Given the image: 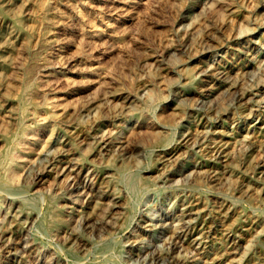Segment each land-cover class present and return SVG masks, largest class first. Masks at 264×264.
Masks as SVG:
<instances>
[{
	"label": "rangeland",
	"instance_id": "obj_1",
	"mask_svg": "<svg viewBox=\"0 0 264 264\" xmlns=\"http://www.w3.org/2000/svg\"><path fill=\"white\" fill-rule=\"evenodd\" d=\"M142 1L139 0V3L137 4L139 6H137V9L140 8L138 10V14H140V16L144 15V17L141 18V20L136 19L133 22H136V24H133V32H130L131 28H127L125 29V31L124 29L115 31L114 42L117 43L118 41L117 44L115 43V47L114 45H111L112 40L109 38L104 39L105 42L102 39L101 41L97 40V43L94 42L95 45H90V43L88 44L86 41H84V37L81 36L82 33L80 30L84 28V21H82V19H80V17L78 16L79 9L86 14L88 13V15L92 14L91 16L93 17L96 15L97 18H95L97 19L98 23H102L103 21L110 19L111 14L114 13L113 7L108 4L107 7V5L104 4L103 0H0V144L2 143L0 145V195H3L5 197L4 204L8 202L6 206L3 204L0 210V217H3L0 218V229L12 232V234L10 232L11 236L9 237V241H7L9 242L8 247L6 249L0 248V264H162V260H159L157 256H163L164 258L175 248L174 242H176V239H174V234L177 233L176 230H178L180 226L179 217L182 213L183 203L193 201L194 203H197V205L201 208L205 207L211 210V213H213V211L217 210V204H220L221 200L223 199L226 200L227 206L232 210V212H230L231 214H229V218L225 220L227 223L225 221L221 223L220 221L216 222L213 217L210 216L209 218V215H205L206 217L200 216L198 218L200 221L198 220L199 224L196 227L195 231H198V234L202 236V245L200 244L197 248H195V250H183V252L181 251V254H189L188 256L191 259L189 264H199L200 262V264H264V197H262L264 196V190H259V192H257L256 194L250 193L252 197L247 196L248 198L244 196H239L240 198H238L236 194L230 192L233 189L232 187L237 184L236 182H238L239 180L244 182L246 181V183L250 182L248 186L251 187V182L254 176L250 171L255 166H257L261 158H264V53H262L264 52V0H254V2L253 0ZM249 1H251L252 3H250ZM74 2L75 5L73 4ZM145 3L146 5H144ZM97 4L99 7L97 6ZM72 5H74V7ZM77 5L81 6L82 8ZM74 8H76L78 12ZM111 9H113L112 13L109 12L111 11ZM156 19H161L162 24L155 26L153 22ZM61 20L63 22L65 20V23H63ZM76 22H79V24H77ZM148 24H151V26H149ZM129 34H132L131 37ZM134 39L140 41L139 44H136L133 41ZM119 44L121 45V47H119ZM125 44L132 47L129 49L124 48ZM185 44L186 46H184ZM246 45H252L253 47L251 46V48L255 49L259 56L257 57V60L252 63V73L250 72L247 75V78L245 80L246 82H244L242 85L243 89L241 86L240 90L241 93L249 94L252 97V106H250L252 108L248 106L245 107V105L242 106L239 102L232 101L230 104H220V106L222 107H220L219 109L221 110L219 111L215 109V111V105L220 102L222 97V95L218 93L220 89L213 90L211 95L207 98L206 102L203 105L199 104L197 100H195V98L190 99L191 102L189 100L182 99L184 98L183 95L188 92L194 94L201 93L204 82L211 79L210 76L213 72L216 71L217 68H219V66H234L236 62L238 63V61L240 62L243 58H245L246 55L244 53V48ZM92 63L95 64V66L96 64H99L100 68L103 69L110 68L113 71L114 76H112V80H107L106 85H103L100 89H98V93L96 92L95 94L90 96H83V93L79 91L83 86L82 81L88 78L85 77V74L83 73L84 70L81 73L78 72V70L85 68V66L88 69L89 66H93ZM81 64L84 65L82 66ZM119 64H121L122 66H120ZM99 65L97 66L99 67ZM37 66L40 68H38ZM203 67L209 69L207 71L208 73H201L200 70L204 69ZM30 69H32L33 71H31ZM40 70L41 72H39ZM34 71L35 73L31 74ZM45 72L47 73L45 74ZM66 76L69 80L75 83V89H70L68 82H66ZM76 76V79L73 78ZM56 77H58L59 80ZM81 79L82 81L80 82ZM78 81L79 84H77ZM24 86L28 87L25 88ZM24 89L27 92L28 101L31 99V103L30 101L27 102L28 104L25 103L22 92ZM63 92L64 94H62ZM59 93L61 95H58ZM56 94L61 97L62 95H64V100H62L64 101V103L62 104V106H59V108H57L54 114H51L50 111H52L53 107L52 102H61L60 98ZM65 95L67 96L65 97ZM127 95L130 96L131 99L127 102V108L121 110L124 97ZM216 95H219L218 98ZM259 96L262 98H260ZM256 97L258 98L255 99ZM209 98L211 99L212 103L210 102ZM259 98L261 99V101H259ZM177 99L179 101H182L183 103L181 104V102H178ZM65 101H69V104ZM65 103H67L68 106ZM178 104H180L181 106ZM63 106H66L67 108ZM179 106L183 109L179 108ZM253 107H255V109ZM245 109H247L248 112ZM107 110L108 112L106 113ZM177 110L183 112L184 115L182 119H179L176 115V113H178ZM243 110L245 112H243ZM256 111L257 113H255ZM38 112L44 116L39 117L41 114H39ZM58 112L59 114L57 116ZM37 115L39 118H37ZM106 115H113V118H109L108 116L106 117ZM44 117L46 118L44 119ZM42 118L43 120H41ZM204 118H207L206 123ZM176 119L178 122L176 121ZM120 121L125 123H120ZM231 121L233 123H231ZM202 122L204 125V129L207 131L203 130ZM21 125L28 126L29 142H32L31 138L33 134H35L33 132H37L35 136L38 142L37 146L33 149V153L30 154L26 163L24 164L22 171H20L21 174L19 173L16 176L15 180H9L6 177L3 168L6 163L8 148L13 138L18 135V131L20 130ZM214 131H218L219 133H221L226 139L225 140L223 138V141L228 142V144L226 142V145L228 146H226V151L227 154H230L229 156H227V159H229L230 162L229 160L227 161L226 158H223L224 160L221 159V162L223 163L220 162V158H210L211 153H209L208 146L210 144L214 145L215 143L212 142H216L219 139L214 141L209 140L208 142L203 143L204 145L200 144L197 146L182 143V139L190 132L199 134L204 132L211 133ZM243 131H245L244 134ZM97 132H99V134ZM94 133H97L96 137ZM106 134L107 136H111V150H114L115 143L118 144L126 140L131 142L132 144L134 142L133 145L136 146V148L138 147L140 149V157L137 156L136 158H134V163H132V159L129 158L130 160L125 159L126 161L123 160L120 164V161L113 160V158L110 157L109 154L105 153L108 151H104L105 155L102 153L95 158L94 151L98 152L100 148L99 138ZM247 134L249 137L247 136ZM253 134H255V136ZM239 136L240 138L242 137L241 139L243 141L239 138ZM84 137L86 138L84 139ZM129 137H131V140ZM84 141L87 143H85ZM241 141L246 144H242ZM231 142H233V144ZM254 142H256L257 144H252ZM40 143H42V145ZM40 145L41 147L43 146L44 149H41V147H39ZM201 145L203 146L201 147ZM240 145L242 147H238ZM95 146H97L98 148ZM182 147L184 148V150ZM261 147L263 150L261 149ZM38 148L40 149L38 150ZM170 148H175L178 150V152L180 148V153L182 154L181 155L179 153V156H181L180 162L176 163L171 161V163L169 162V164L168 162L160 164L159 158L162 155V152L171 150ZM241 148L244 150L243 152ZM234 149L236 150L237 154L234 153ZM238 150L240 151V153ZM184 152L187 154H185ZM191 152L194 154L192 155ZM206 153L208 156L206 155ZM236 156H240L238 160H235ZM258 156L259 158H257ZM138 157L139 159L137 160ZM67 158H75V161L78 160L77 162L80 164L78 171L81 173H79L78 175L81 178L78 175H74L73 173H68L67 176L65 175V177L67 178L63 176L62 178L64 180H62V178H58L57 171L62 167L64 159L66 161ZM182 158L183 160H181ZM197 158L198 161L196 160V162L195 159ZM32 159L34 160V162H31L33 161ZM207 159H210L211 161H208ZM248 159L251 160L249 161ZM246 160L251 164H248ZM49 164H52L51 167H49L50 171L46 172ZM90 164L93 165L91 166ZM239 164L240 167H238ZM244 164L245 166H248L245 167ZM166 166H169L170 168H167ZM210 167L211 169L215 168V171L217 173L219 172L221 175H224L225 173L224 176L228 175L229 177H231H226L227 182L230 186L228 185L225 191H222L220 193L216 192L214 189L210 188V186L204 180H201V183L199 182L200 178L197 177L196 174L198 168L210 169ZM108 168L111 169V183L113 182L114 184H116V189L117 191L119 190L117 193L122 200L124 198L123 202L125 201L124 208L121 211L122 214L117 219V222L114 224V226L111 229H103L101 232H98V234L93 230L88 232V230L85 229L80 217L82 214L88 213L87 211H90V209V215L93 214V210L95 211L96 209V204L91 203L88 204L87 207H82L78 206V204H75L74 202H71L72 200H69V202H65V204L67 206H72L73 210L70 211V209H68L65 211L67 225L65 226L64 234L60 233V235L59 232L56 231V229H51L48 225V215L51 207L62 204V199H64V196L69 198H76L78 193L80 194V192L84 191L85 186L82 184H84V179L88 177L91 172L93 173V181L98 182L103 179V173ZM247 168L248 170L250 169L249 172L247 171ZM193 169H195L196 171H192ZM190 171H192V173ZM157 172L159 174H157ZM38 173H43L45 175L41 182L34 181ZM248 173L249 175L247 176ZM22 174H24V176L28 177L29 179L25 178ZM156 174L158 175V177ZM174 175L176 178L174 177ZM181 175H183L182 178ZM187 175L188 178L186 177ZM153 176H155L156 178ZM177 177L178 180L175 181ZM237 177H239L240 179H238ZM242 178L244 179L242 180ZM119 180L123 181L120 182ZM230 180H233L232 183L230 182ZM169 181L171 183H168ZM73 183H75L76 185H74ZM56 186L61 187V193L56 191ZM204 190L207 191L205 192ZM221 193L224 196H222ZM194 194L196 195L194 196ZM202 195H204L205 197ZM225 195H227L228 198ZM256 195H259V198ZM215 196H217L220 200ZM26 203H28V205ZM239 205L241 207H239ZM14 206L16 207L14 208ZM76 207L81 208L79 210ZM255 209H257V211ZM248 211L250 212V214H248ZM177 212L179 214H177ZM78 213H80V217H78ZM254 215L256 216V218ZM70 216L72 217L70 218ZM176 218L177 220H175ZM75 219L77 220L79 225H77ZM30 220L32 221V224ZM78 220L81 222H79ZM147 220L148 222L145 223V221ZM73 222H76L75 225H73ZM230 225H232L230 228L237 226L240 227V232L238 233H240L241 241L239 243V246L241 247L238 246L239 249L237 248V252L234 254L235 256H229V254H227L229 253L227 252L229 250V244L226 236H224V230L226 228H229ZM148 226L150 228H148ZM245 226L247 227L245 228ZM76 227H78V229H76ZM218 227L220 230L218 229ZM136 229L138 230L136 231ZM253 231L257 232L258 234L254 233ZM135 232L138 234H136ZM76 233L81 234L87 240L84 248H80L70 242L72 235ZM251 234H253V236H251ZM134 235L139 236L137 238ZM16 237H18L19 239H23V245L19 244V242H15L18 240L16 239ZM30 241H34L36 243V251L34 250L33 254H31L32 256H30L29 253H23L26 250L24 244ZM243 245L244 247H242ZM213 248L215 249L213 250ZM224 248H226V250ZM241 248L244 249L240 250ZM199 249H202L203 251ZM213 251L216 254H214ZM213 254L214 256H212ZM216 255H218L219 259ZM28 256L31 260L28 259ZM207 256L208 258L211 257V261L207 258ZM239 257H241L242 259H239ZM233 258H235V261L233 260Z\"/></svg>",
	"mask_w": 264,
	"mask_h": 264
},
{
	"label": "bare ground",
	"instance_id": "obj_2",
	"mask_svg": "<svg viewBox=\"0 0 264 264\" xmlns=\"http://www.w3.org/2000/svg\"><path fill=\"white\" fill-rule=\"evenodd\" d=\"M104 1V4H108V5H111L112 7H113V9H114V13H112L113 11V9H111V11H109V12H111L112 14H111V17H110V19H107L106 21H103L102 23H98L97 22V17H96V15L93 17V16H91V15H88V13L86 14L85 12H83V11H80V9H79V12L77 11V9L76 8H74V9H76V11L78 12V16L80 17V19H82V21H84V28H80L81 30V36H83L84 37V41H86L88 44L90 43V45H95V43L94 42H96L97 40H99V41H101L102 39L104 40V39H107V38H109V39H111L112 41V44L111 45H114L115 47H116V44L118 43V41H117V43L116 42H114V38H115V36H114V34H115V31H118V30H122V29H124V31H125V29H127V28H131V31L130 32H133L132 31V28L134 29V26H133V24H136V22L135 23H133L136 19H140L141 20V18H143L144 17V15L143 16H140V14H138V10L140 9L139 7V9H137V6H139V5H137L138 3H139V0H103ZM140 1H142V0H140ZM147 0H145V2H146ZM154 1V0H153ZM48 2V1H47ZM67 2V1H66ZM99 2V1H98ZM142 2H144V1H142ZM149 2V1H148ZM250 3H252L251 1H249ZM253 2H254V0H253ZM60 3V2H59ZM101 3V2H100ZM151 3V2H150ZM7 4V3H6ZM46 4V3H45ZM54 4V3H53ZM74 5H75V2L73 3ZM253 4H255V3H253ZM47 5V4H46ZM69 5V4H68ZM74 5H72L73 7H74ZM101 5V4H100ZM108 5H107V7H108ZM144 5H146V3L144 4ZM45 6V5H44ZM77 6H79V5H77ZM97 6H98V4H97ZM104 6V5H103ZM76 7V6H75ZM79 7H81V6H79ZM99 7V6H98ZM148 7V6H147ZM254 7V6H253ZM82 8V7H81ZM111 8V7H110ZM259 8V7H258ZM43 9V8H42ZM87 9V8H86ZM109 9V8H108ZM85 10V9H84ZM107 10V9H106ZM49 11V10H48ZM58 11V10H57ZM89 12V11H88ZM92 12V11H91ZM108 12V11H107ZM43 13V12H42ZM41 13V14H42ZM59 13V12H58ZM98 13H100V12H98ZM53 14V13H52ZM106 14V13H105ZM100 15V14H99ZM103 15V14H102ZM44 16V15H43ZM45 17V16H44ZM96 17V18H95ZM100 17H102V16H100ZM3 18V17H2ZM66 18H67V16H66ZM6 19V18H5ZM44 19H46V18H44ZM56 19V18H55ZM61 19V18H60ZM63 19H64V17H63ZM73 19V18H72ZM77 19H78V17H77ZM101 19H103V18H101ZM101 19H100V21H101ZM263 19H264V17H263ZM2 20V19H1ZM41 20V19H40ZM58 20V19H57ZM196 20V19H195ZM42 21H43V19H42ZM41 21V22H42ZM62 21V20H61ZM73 21V20H72ZM81 21V22H82ZM263 21V20H262ZM261 21V22H262ZM39 22V21H38ZM40 22V23H41ZM63 22V21H62ZM198 22V21H197ZM40 23H38V24H40ZM48 23V22H47ZM63 23H65V20H64V22ZM77 23V22H76ZM83 23V22H82ZM77 24H79V22L77 23ZM153 24H155V26L156 25H160V24H162V20L161 19H156L154 22H153ZM194 24V23H193ZM61 25V24H60ZM149 26H151V24H148ZM195 25V24H194ZM62 26V25H61ZM40 27V26H39ZM42 27V26H41ZM47 27V26H46ZM51 27V26H50ZM54 27V26H53ZM57 27V26H56ZM78 27H79V25H78ZM80 27H81V25H80ZM45 28V27H44ZM47 28H49V27H47ZM62 28V27H61ZM137 28V27H136ZM50 29V28H49ZM54 30V29H53ZM52 30V31H53ZM56 30V29H55ZM62 30V29H61ZM129 31V30H128ZM47 32V31H46ZM121 32V31H120ZM118 33V32H117ZM116 33V34H117ZM123 33V32H122ZM16 34H17V31H16ZM124 34V33H123ZM185 34V33H184ZM130 35V34H129ZM132 35V34H131ZM131 35H130V37H131ZM9 36V35H8ZM54 36V35H53ZM118 37V36H117ZM133 37V36H132ZM206 37V36H205ZM258 37H260V36H258ZM253 38V37H252ZM131 39V38H130ZM260 39V38H259ZM128 40H129V38H128ZM255 40V39H254ZM257 40V39H256ZM109 41V40H108ZM136 44L138 43L139 44V42L140 41H137L136 39H134L133 40ZM247 41H249V40H247ZM258 41V40H257ZM262 41V40H261ZM104 42H105V40H104ZM110 42V41H109ZM209 42V41H208ZM10 43V42H9ZM94 43V44H93ZM97 43V42H96ZM116 43V44H115ZM245 43V42H244ZM263 43V42H262ZM7 44V43H6ZM241 44V43H240ZM246 44V43H245ZM264 44V43H263ZM262 44V45H263ZM189 45V44H188ZM184 46H186V44L184 45ZM251 46L252 45H246L245 46V48H244V53H245V55H246V57L245 58H243L240 62L238 61V63L236 62V64L233 66H223V67H220L219 66V68H217L216 69V71L215 72H211L212 73V75L210 76V80H206L205 82H204V84H203V89H202V91H201V93H199V94H194V93H190V92H188V93H185V95H183L184 96V98H182L183 100H189L190 101V99H194L195 98V100H197V102L199 103V104H204L205 102H206V100H207V98L211 95V93H212V91L213 90H215V89H220V91L218 92V93H220L221 95H222V97H221V100H220V102L217 104V105H215V108H214V110L216 109V110H221V109H219L220 107H222V106H220V104H222V103H225V104H230L232 101H235V102H239L242 106L243 105H245V107H250V106H252L251 105V96L249 95V94H244V93H241V86L243 85V83L244 82H246L245 80H246V78H247V75L251 72V69H252V63L253 62H255V60H257V57H259L258 56V53H257V51H255V49H252L251 48ZM110 47V46H109ZM119 47H121V45L119 44ZM132 46H130V45H127V44H125V47L124 48H127V49H129V48H131ZM209 47V46H208ZM207 47V48H208ZM211 47V46H210ZM213 47V46H212ZM214 47H217V46H214ZM240 47V46H239ZM253 47V46H252ZM3 48V47H2ZM60 48V47H59ZM118 48V47H117ZM189 48V47H188ZM261 48V47H260ZM263 48H264V46H263ZM109 49H111V48H109ZM243 49V48H242ZM59 50V49H58ZM209 50V49H208ZM205 51V50H204ZM213 51V50H212ZM259 51H260V49H259ZM262 52V51H261ZM262 53H264V52H262ZM238 54V53H237ZM158 55V54H157ZM233 55V54H232ZM260 55V54H259ZM240 58V57H239ZM242 58V57H241ZM262 58H263V56H262ZM231 59V58H230ZM259 60V59H258ZM262 60V59H261ZM232 61H234V60H232ZM156 62H157V60H156ZM222 62V61H221ZM99 63V62H98ZM212 63V62H211ZM230 63V62H229ZM234 63V62H233ZM93 64V63H92ZM172 64V63H171ZM170 64V65H171ZM29 65V64H28ZM36 65V64H35ZM46 65V64H45ZM82 66L84 65V64H81ZM86 65V64H85ZM97 65H99V64H96V66H95V64H93V66H89L88 67V69H87V67L85 66V68H82V69H79L78 70V72H82L83 70V73L85 74V77H87L88 79H84L83 81H82V79L80 80V82L82 81V84H83V86H82V88L80 89V91L79 92H81V93H83V96H90V95H93V94H95L96 92L98 93V89H100L103 85H106V83H107V80L108 79H110V80H112L113 79V77L112 76H114V73H113V71L110 69V68H105V69H103V68H100V65H99V67L97 66ZM120 66H122L121 64H119ZM163 65V64H162ZM210 65V64H209ZM208 65V66H209ZM34 66V65H33ZM75 66V65H74ZM164 66V65H163ZM162 66V67H163ZM205 66V65H204ZM215 66V65H214ZM26 67V66H25ZM31 67V66H30ZM38 67V66H37ZM79 67V66H78ZM210 67V66H209ZM254 67H256V66H254ZM36 68V67H35ZM38 68H40V67H38ZM46 68V67H45ZM170 68V67H169ZM204 68V67H203ZM259 68V67H258ZM33 69V68H32ZM32 69H30L31 71H33ZM75 69V68H74ZM201 69V68H200ZM26 70V69H25ZM28 70V69H27ZM47 70V69H46ZM53 70V69H52ZM169 70V69H168ZM209 69L208 68H204V69H201L200 71H201V73L203 74V73H206L207 71H208ZM254 70V69H253ZM257 70V69H256ZM31 71H29V72H31ZM50 71H51V69H50ZM62 71V70H61ZM65 71V70H64ZM212 71V70H211ZM37 72V71H36ZM39 72H41V70L39 71ZM48 72V71H47ZM47 72H45V74L47 73ZM54 72V71H53ZM67 72V71H66ZM256 72V71H255ZM255 72H253V73H255ZM26 73V72H25ZM35 73V71L33 72V73H31V74H34ZM65 73V72H64ZM68 73V72H67ZM79 73V74H80ZM198 73V72H197ZM196 73V74H197ZM208 73V72H207ZM252 73V72H251ZM37 74V73H36ZM63 74V73H62ZM69 74V73H68ZM58 75V74H57ZM25 76V75H24ZM33 76V75H32ZM39 76V75H38ZM59 76V75H58ZM72 76V75H71ZM42 77V76H41ZM52 77V76H51ZM67 77V76H66ZM84 77V76H83ZM203 77V76H202ZM208 77V76H207ZM249 77V76H248ZM29 78V77H28ZM30 78H33V77H30ZM57 79H58V77H56ZM64 78V77H63ZM73 78H77V76L76 77H73ZM112 78V79H111ZM249 78H251V77H249ZM264 78V77H263ZM41 79V78H40ZM45 79V78H44ZM61 79V78H60ZM66 79H67V81H66ZM65 79V81L66 82H68V85H69V87H70V89H75V83L74 82H72L71 80H69L68 79V77ZM252 79V78H251ZM29 80V79H28ZM49 80V79H48ZM54 80V79H53ZM59 80V79H58ZM63 80V79H62ZM262 80V79H261ZM24 81H26V80H24ZM51 81H52V78H51ZM57 81V80H56ZM61 81V80H60ZM75 81V80H74ZM42 82H44V81H42ZM58 82V81H57ZM57 82H56V84H57ZM62 82V81H61ZM65 82V83H66ZM76 82V81H75ZM248 82V81H247ZM264 82V81H263ZM21 83V82H20ZM19 83V84H20ZM54 83V82H53ZM32 84H33V82H32ZM77 84H79V81H78V83ZM201 84V83H200ZM246 84V83H245ZM264 84V83H263ZM29 85V84H28ZM65 85H67V84H65ZM257 85H259V84H257ZM2 86V85H1ZM20 86V85H19ZM25 87V86H24ZM23 87V88H24ZM26 87H28V86H26ZM25 87V88H26ZM261 87V86H260ZM199 88V87H198ZM201 88V87H200ZM244 88H245V86H244ZM246 88H247V86H246ZM251 88V87H250ZM69 89V90H70ZM180 89V88H179ZM183 89V88H182ZM242 89H243V86H242ZM249 89V88H248ZM259 89V88H258ZM3 90V89H2ZM174 90H176V89H174ZM173 90V91H174ZM194 90V89H193ZM245 90V89H244ZM262 90V89H261ZM5 91V90H4ZM3 91V92H4ZM250 91V90H249ZM249 91H248V93H249ZM257 91V90H256ZM23 97H24V101H25V103H27V102H29L31 99V97L29 98L30 100L28 101V97H27V92H26V90L24 89L23 91ZM33 92V91H32ZM37 92V91H36ZM40 92V91H39ZM38 92V93H39ZM254 92V91H253ZM263 92V91H262ZM45 93V92H44ZM47 93V92H46ZM196 93V92H195ZM216 93V92H215ZM31 94V93H30ZM62 94H64V92L62 93ZM66 94V93H65ZM73 94V93H72ZM79 94V93H78ZM77 94V95H78ZM219 94V95H220ZM264 94V93H263ZM57 95V94H56ZM58 95H61L60 93L58 94ZM57 95V96H58ZM130 95V94H129ZM218 95V96H219ZM220 95V96H221ZM252 95H254V94H252ZM43 96V95H42ZM41 96V97H42ZM56 96V97H57ZM67 95H65V97H66ZM134 96V95H133ZM181 96V95H180ZM217 96V95H216ZM218 96H217V98H218ZM54 97V96H53ZM59 98H60V101L61 102H55L54 101V103L52 102V105H53V107H52V111H50V113L51 114H54L55 112H56V110H57V108H59V106H62V104L64 103V101H62V100H64V95H62V97L61 96H58ZM72 97V96H71ZM260 97V96H259ZM45 98V97H44ZM50 98V97H49ZM52 98V97H51ZM55 98V97H54ZM75 98V97H74ZM93 98V97H92ZM123 98V97H122ZM216 98V97H215ZM258 97H256L255 99H257ZM260 98H262V97H260ZM259 98V99H260ZM53 99V98H52ZM70 99V98H69ZM131 98H130V96H125L124 97V100H123V104H122V106H121V110H124L125 108H127V102L130 100ZM211 99H212V97H211ZM211 99L209 98V100H210V102H211ZM45 100V99H44ZM49 100V99H48ZM66 100H68V99H66ZM178 100V99H177ZM208 100V101H209ZM215 100H217V99H215ZM42 101H43V99H42ZM53 101V100H52ZM132 101V100H131ZM255 101V100H254ZM259 101H261V99L259 100ZM263 101H264V99H263ZM65 102H69V101H65ZM135 102V101H134ZM178 102H181V104L183 103L182 101H179L178 100ZM191 102V101H190ZM196 102V103H197ZM30 103H31V101H30ZM67 103H65L66 105H67ZM121 103H122V101H121ZM133 103V102H132ZM138 103H139V101H138ZM138 103H137V105H138ZM187 103H188V101H187ZM212 103V102H211ZM259 103V102H258ZM28 104V103H27ZM50 104V103H49ZM69 104V103H68ZM191 104V103H190ZM193 104V103H192ZM198 104V105H199ZM209 104V103H208ZM264 104V103H263ZM33 105V104H32ZM45 105V104H44ZM143 105V104H142ZM146 105V104H145ZM178 105H180V104H178ZM184 105H185V103H184ZM183 105V106H184ZM188 105V104H187ZM202 105H200V106H202ZM213 105V104H212ZM27 106V105H26ZM25 106V107H26ZM36 106V105H35ZM68 106V105H67ZM181 106V105H180ZM179 106V108H182V107H180ZM191 106H193V105H191ZM224 106V105H223ZM228 106V105H227ZM230 106V105H229ZM22 107V106H21ZM39 107V106H38ZM48 107V106H47ZM46 107V108H47ZM63 107H66V106H63ZM141 107V106H140ZM146 107H147V105H146ZM213 107V106H212ZM256 107V106H255ZM255 107H253L254 109H255ZM263 107V106H262ZM261 107V108H262ZM33 108V107H32ZM67 108V107H66ZM148 108V107H147ZM146 108V109H147ZM203 108H204V106H203ZM250 108H252V107H250ZM249 108V109H250ZM258 108V107H257ZM26 109V108H25ZM28 109V108H27ZM34 109V108H33ZM117 109H119V108H117ZM130 109V108H129ZM177 109V108H176ZM183 109V108H182ZM224 109V108H223ZM240 109V108H239ZM13 110V109H12ZM62 110V109H61ZM64 110V109H63ZM128 110V109H127ZM132 110H133V108H132ZM181 110V109H180ZM205 110V109H204ZM215 110V111H216ZM238 110V109H237ZM246 111H247V109H245ZM252 110V109H251ZM250 110V111H251ZM262 110V109H261ZM118 111V110H117ZM144 111V110H143ZM178 111V110H177ZM189 111H191V110H189ZM206 111V110H205ZM208 111H209V108H208ZM207 111V112H208ZM213 111V110H212ZM232 111H233V107H232ZM260 111V110H259ZM7 112V111H6ZM10 112V111H9ZM42 112V111H41ZM60 112V111H59ZM59 112L57 113V116H58V114H59ZM105 112V111H104ZM108 112V110L106 111V113ZM111 112V111H110ZM113 112V111H112ZM116 112V111H115ZM114 112V113H115ZM119 112V111H118ZM131 112V111H130ZM174 112V111H173ZM225 112V111H224ZM235 112V111H234ZM243 112H245L244 110H243ZM248 112V111H247ZM262 112V111H261ZM11 113V112H10ZM39 113V112H38ZM49 113V114H50ZM124 113V112H123ZM175 113V112H174ZM210 113H211V111H210ZM212 113H216V112H212ZM233 113V112H232ZM255 113H257V111L255 112ZM21 114V113H20ZM39 114H41V113H39ZM109 114V113H108ZM122 114V113H121ZM136 114V113H135ZM189 114V113H188ZM209 114V113H208ZM218 114V113H217ZM234 114V113H233ZM248 114V113H247ZM246 114V115H247ZM263 114V113H262ZM115 115V114H114ZM117 115V114H116ZM134 115V114H133ZM175 115V114H174ZM176 115L178 116V118L179 119H182L183 118V112L182 111H178V113H176ZM190 115V114H189ZM194 115V114H193ZM203 115V114H202ZM214 115V114H213ZM220 115V114H219ZM230 115H231V112H230ZM245 115V114H244ZM13 116V115H12ZM41 116H44V115H40L39 117H41ZM49 116V115H48ZM56 116V117H57ZM60 116V115H59ZM104 116V115H103ZM102 116V117H103ZM108 115H106V117H107ZM177 116H176V118H177ZM206 116V115H205ZM218 116V115H217ZM217 116H215V117H217ZM38 117V115H37V118H39ZM55 117V118H56ZM109 118H113V115L112 116H108ZM116 117V116H115ZM174 117V116H173ZM185 117V116H184ZM189 117V116H188ZM194 117H197V116H194ZM201 117V116H200ZM231 117V116H230ZM237 117V116H236ZM46 117H44V119H45ZM191 118V117H190ZM212 118V117H211ZM235 118V117H234ZM252 118H253V116H252ZM25 119V118H24ZM54 119V118H53ZM57 119V118H56ZM196 119H198V118H196ZM205 119V118H204ZM207 119V118H206ZM205 119V123H206V120ZM210 119V118H209ZM257 119V118H256ZM13 120V119H12ZM40 120V119H39ZM41 120H43V118L41 119ZM220 120V119H219ZM262 120V119H261ZM29 121H31V120H29ZM33 121V120H32ZM176 121H177V119H176ZM200 121V120H199ZM122 121H120V123H121ZM178 122V121H177ZM204 122V121H203ZM203 122H202V125H203ZM209 122H210V120H209ZM264 122V121H263ZM24 123H26V122H24ZM32 123V122H31ZM111 123V122H110ZM119 123V122H118ZM122 123H125V122H122ZM204 123V124H205ZM214 123V122H213ZM222 123V122H221ZM231 123H233L232 121H231ZM230 123V124H231ZM253 123V122H252ZM52 124V123H51ZM180 124V123H179ZM198 124V123H197ZM225 124H226V122H225ZM15 125V124H14ZM199 125V124H198ZM259 125V124H258ZM261 125H263V124H261ZM52 126V125H51ZM98 126V125H97ZM218 126V125H217ZM247 126V125H246ZM248 126H249V124H248ZM260 126V125H259ZM115 127V126H114ZM122 127V126H121ZM206 127V126H205ZM233 127V126H232ZM32 128V127H31ZM35 128V127H34ZM33 128V129H34ZM163 128V127H162ZM196 128H197V126H196ZM207 128V127H206ZM209 128V127H208ZM245 128V127H244ZM262 128V127H261ZM100 129V128H99ZM109 129V128H108ZM212 129V128H211ZM252 129V128H251ZM101 130V129H100ZM203 130L204 131H207V130H205L204 129V125H203ZM225 130V129H224ZM231 130V129H230ZM233 130V129H232ZM235 130V129H234ZM254 130V129H253ZM259 130V129H258ZM37 131V130H36ZM102 131V130H101ZM107 131V130H106ZM251 131V130H250ZM33 132V131H32ZM164 132V131H163ZM199 132V131H198ZM203 132V131H202ZM232 132V131H231ZM237 132V131H236ZM238 132H239V130H238ZM244 132L245 131H243V134H244ZM33 133H37V132H33ZM98 134H99V132H97ZM96 133V134H97ZM101 133V132H100ZM108 133V132H107ZM134 133V132H133ZM166 133V132H165ZM189 133V132H188ZM248 133V132H247ZM35 134H33V136H32V138H31V140H32V142H29V133H28V126H24V125H21V128H20V130L18 131V135H16L14 138H13V140H12V142H11V144H10V146H9V148H8V152H7V159H6V163H5V166H4V171H5V174H6V177L9 179V180H15L16 179V176L20 173V171H22V168H23V166H24V164L26 163V161H27V159H28V157L30 156V154H32L33 153V149L37 146V142H38V140L36 139V136H35ZM95 134V133H94ZM93 134V135H94ZM96 134H95V137H96ZM110 134V133H109ZM108 134V135H109ZM229 134V133H228ZM231 134V133H230ZM239 134V133H238ZM262 134V133H261ZM260 134V135H261ZM92 135V136H93ZM185 135V134H184ZM240 135H242V134H240ZM251 135V134H250ZM254 136H255V134H253ZM252 135V136H253ZM225 136H227V135H225ZM235 136V135H234ZM247 136H248V134H247ZM39 137V136H38ZM82 137V136H81ZM100 137V136H99ZM110 137L111 136H107V134L106 135H103V136H101L99 139V151L97 152V151H94V155H95V158L96 157H98V155L99 154H104L105 155V153H107V154H109L110 155V157H112L113 158V160H115V161H120L119 163L121 164V162L124 160V161H126L125 159H132L131 161H132V163H134L133 162V159L134 158H136L137 156H139V148L137 147L136 148V146H134L133 144H134V142H133V144L131 143V142H129V141H122V142H120V143H118V144H116L115 143V147H114V150H111L112 148H110V146L112 145V141H111V139H110ZM183 137V136H182ZM249 137V136H248ZM11 138H12V136H11ZM86 137H84V139H85ZM92 138V137H91ZM130 138V140H131V137H129ZM223 138H224V136L221 134V133H219L218 131H214V132H211V133H208V132H204V133H199V134H196L195 132H193V133H189L188 135H186L183 139H182V143L183 144H189V145H192V146H197V145H200V144H203V143H205V142H208L209 140H217V139H219L218 141H214V142H212V143H215L214 145L212 144H208L209 146V153H211V157L210 158H212L213 157V159L214 158H217V159H219L220 158V162L222 161L221 159H223V158H226L227 159V156H229L230 154H227V151H226V142L225 141H223ZM239 138H240V136H239ZM242 138V137H241ZM240 138V139H241ZM244 138H245V136H244ZM256 138V137H255ZM263 138V137H262ZM261 138V139H262ZM93 139V138H92ZM115 139V138H114ZM125 139V138H124ZM136 139V138H135ZM225 139V138H224ZM229 139V138H228ZM249 139V138H248ZM257 139V138H256ZM259 139V138H258ZM10 140V139H9ZM44 140V139H43ZM86 140H89V139H86ZM226 140V139H225ZM242 140V139H241ZM247 140V139H246ZM255 140V139H254ZM134 141H136V140H134ZM231 141V140H230ZM243 141V140H242ZM241 141V142H242ZM253 141V140H252ZM258 141V140H257ZM264 141V140H263ZM85 142V141H84ZM211 142V141H210ZM247 142V141H246ZM85 143H87V142H85ZM114 143V142H113ZM138 143V142H137ZM232 144H233V142H231ZM237 143V142H236ZM244 142H242V144H243ZM256 142H254V143H252V144H255ZM2 144V143H1ZM0 144V145H1ZM41 145H42V143H40ZM44 144V143H43ZM174 144V143H173ZM176 144V143H175ZM227 144H228V142H227ZM230 144V143H229ZM231 144V145H232ZM244 144H246V143H244ZM257 144V143H256ZM259 144V143H258ZM41 145L39 146V147H41ZM137 145V144H136ZM189 145H188V147H189ZM204 145V144H203ZM203 145H201V147L203 146ZM207 145V144H206ZM249 145H251V144H249ZM248 145V146H249ZM87 146V145H86ZM184 146V145H183ZM247 146V145H246ZM253 146V145H252ZM259 146V145H258ZM1 147V146H0ZM7 147V146H6ZM95 147H97V146H95ZM140 147V146H139ZM228 147V146H227ZM238 147H242L241 145L240 146H238ZM66 148H68V147H66ZM98 148V147H97ZM183 148V147H182ZM186 148V147H185ZM193 148V147H192ZM235 148V147H234ZM247 148V147H246ZM255 148V147H254ZM40 148H38V150H39ZM41 149H44L43 148V146L41 147ZM96 149V148H95ZM143 149V148H142ZM171 149V148H170ZM188 149V148H187ZM194 149V148H193ZM204 149V148H203ZM229 149V148H228ZM240 149V148H239ZM242 149V148H241ZM256 149V148H255ZM261 149H262V147H261ZM37 150V149H36ZM66 150V149H65ZM92 150H94V149H92ZM183 150H184V148H183ZM196 150H197V148H196ZM201 150V149H200ZM207 150V149H206ZM249 150H251V149H249ZM263 150V149H262ZM69 151V150H68ZM67 151V152H68ZM91 151V150H90ZM100 151H101V153H100ZM104 151H108V152H105L104 153ZM142 151V150H141ZM188 151V150H187ZM192 151V150H191ZM203 151V150H202ZM234 153H236V150L234 149ZM239 151V150H238ZM244 150L242 149V152H243ZM246 151V150H245ZM248 151V150H247ZM4 152H5V150H4ZM65 152V151H64ZM95 152H96V154H95ZM110 152V153H109ZM204 152V151H203ZM203 152H202V154H203ZM208 152V151H207ZM231 152V151H230ZM241 152V153H242ZM251 152V151H250ZM63 153V152H62ZM179 153H180V148H179V152H178V150L177 149H175V148H173V149H171V150H167V151H164V152H162V155L161 154H159V155H161L160 156V158H159V163L160 164H164V163H167L168 162V164H169V162L171 163V161H173V162H180V157L181 156H179ZM185 153V152H184ZM192 153V152H191ZM200 153V152H199ZM239 153H240V151H239ZM247 153V152H246ZM73 154V153H72ZM76 154V153H75ZM141 154V153H140ZM181 154V153H180ZM185 154H187V153H185ZM194 153H192V155H193ZM237 154V153H236ZM249 154V153H248ZM182 155V154H181ZM204 155V154H203ZM206 155H207V153H206ZM252 155V154H251ZM260 155V154H259ZM264 155V154H263ZM262 155V156H263ZM143 156V155H142ZM189 156V155H188ZM199 156V155H198ZM208 156V155H207ZM232 156H234V155H232ZM241 156V155H240ZM240 156H236V158H235V160H238V158L240 157ZM2 157V156H1ZM76 157V156H75ZM140 157V156H139ZM139 157L137 158V160L139 159ZM156 157H157V155H156ZM186 157V156H185ZM204 157H205V155H204ZM243 157V156H242ZM248 157V156H247ZM34 158V157H33ZM70 158V157H69ZM91 158V157H90ZM188 158V157H187ZM201 158H203V157H201ZM229 158V157H228ZM257 158H259V156L257 157ZM66 159V158H65ZM65 159H64V162H63V164H62V167L60 168V169H58V171H57V176H58V178L60 179V178H62L63 176L65 177V175L67 176V174L68 173H73L74 175H78L80 172L78 171L79 170V167H80V164L77 162V161H75V158H71V159H68L67 158V160L65 161ZM102 159V158H101ZM129 159V160H130ZM225 159V160H226ZM33 160V159H32ZM80 160V159H79ZM128 160V161H129ZM142 160V159H141ZM140 160V161H141ZM181 160H183V158L181 159ZM198 161V158L197 159H195V161ZM202 160V159H201ZM208 160V159H207ZM210 160V159H209ZM208 160V161H209ZM224 160V159H223ZM229 159H227V161H228ZM234 160V161H235ZM240 160V159H239ZM242 160H243V158H242ZM249 160V159H248ZM251 160V159H250ZM249 160V161H250ZM59 161V160H58ZM92 161V160H91ZM96 161V160H95ZM130 161V162H131ZM156 161H158V160H156ZM185 161V160H184ZM196 161V162H197ZM204 161V160H203ZM207 161V162H208ZM211 161V160H210ZM215 161V160H214ZM247 161V160H246ZM31 162H34V160L33 161H31ZM82 162V161H81ZM80 162V163H81ZM85 162V161H84ZM93 162V161H92ZM105 162V161H104ZM109 162H110V159H109ZM186 162H188V161H186ZM219 162V161H218ZM229 162H230V160H229ZM238 162V161H237ZM242 162V161H241ZM255 162H257V161H255ZM259 162V161H258ZM264 158H261V160H260V162L257 164V166H255L251 171H250V169L248 170V168H247V171L249 172H251L252 174H253V176H254V178L252 179V182H251V187L250 186H248L249 184H250V182H248V183H246V181L244 182V181H238V182H236L237 184H235L234 186H233V184H232V190L230 191V192H232L233 194H236L237 196H238V198H240V197H247V196H251V194H256L257 192H259V190H264ZM3 163V162H2ZM49 163V162H48ZM107 163V162H106ZM116 163V162H115ZM127 163V162H126ZM175 163V164H176ZM204 163V162H203ZM209 163V162H208ZM216 163V162H215ZM221 163H223V162H221ZM240 163V162H239ZM244 163H245V160H244ZM247 163H248V161H247ZM246 163V164H247ZM250 163V162H249ZM248 163V164H249ZM253 163V162H252ZM45 164V163H44ZM53 164V163H52ZM52 164H49L48 165V167H47V170H46V172L47 171H50L49 170V167H51V165ZM87 164V163H86ZM94 164V163H93ZM92 164V165H93ZM104 164V163H103ZM111 164H112V161H111ZM175 164H174V166H175ZM188 164V163H187ZM211 164H212V162H211ZM242 164V163H241ZM251 164V163H250ZM47 165V164H46ZM89 165V164H88ZM87 165V166H88ZM91 165V164H90ZM91 165V166H92ZM109 165V164H108ZM114 165V164H113ZM117 165V164H116ZM196 165V164H195ZM227 165H229V164H227ZM90 166V167H91ZM96 166V165H95ZM98 166V165H97ZM130 166V165H129ZM136 166V165H135ZM134 166V167H135ZM141 166V165H140ZM154 166V165H153ZM172 166V165H171ZM187 166V165H186ZM221 166V165H220ZM219 166V167H220ZM237 166V165H236ZM244 166H245V164H244ZM248 166V165H247ZM247 166H245V167H247ZM254 166V165H253ZM27 167V166H26ZM99 167V166H98ZM131 167H133V166H131ZM167 167V166H166ZM169 167V166H168ZM167 167V168H168ZM191 167V166H190ZM197 167H199V166H197ZM222 167V166H221ZM229 167V166H228ZM238 167H240V164H239V166ZM237 167V168H238ZM243 167V166H242ZM31 168V167H30ZM29 168V169H30ZM45 168V167H44ZM57 168V167H56ZM88 168V167H87ZM101 168V167H100ZM145 168V167H144ZM156 168V167H155ZM165 168V167H164ZM163 168V169H164ZM170 168V167H169ZM181 168V167H180ZM231 168H233V167H231ZM236 168V167H235ZM41 169V168H40ZM51 169V168H50ZM86 169V168H85ZM137 169H138V166H137ZM166 169V168H165ZM192 169V168H191ZM196 169V168H195ZM195 169H193L192 171H194ZM223 169V168H222ZM242 169V168H241ZM244 169V168H243ZM28 170V169H27ZM89 170V169H88ZM110 168H108L104 173H103V179L102 180H100V181H98V182H94L93 181V173L91 172V174L88 176V177H86L85 179H84V184H82V185H84L85 186V189H84V191H83V189H82V191L83 192H80V194L78 193V195H77V197L75 198H69V197H65L64 195H62V196H64V199H62V204H59V205H55V206H52L51 207V209H50V212H49V215H48V213H47V215H48V225H49V227L51 228V229H56V231H58L59 232V234L61 233H63L64 234V229H65V226L67 225V218H66V215H65V211L66 210H68V209H70V211H72L73 210V207L72 206H67L66 204H65V202H69V200H72L71 202H74L75 204H78V206H82V207H87L88 206V204H93V203H95L96 205V209H95V211L93 210V214H91L90 215V213L89 212H91V209H90V211H87L88 213H84V214H82L81 215V217H80V213H78V217H80L81 218V220H82V223H83V225H84V227H85V229L86 230H88V232L89 231H96L97 232V234H98V232H101L103 229L105 230V229H107V228H112L113 226H114V224L117 222V219L121 216V211H122V209L124 208V202H123V200H124V198H123V200L121 199V197L119 196V194L117 193L118 191H117V189H116V184H114L113 182L111 183V181L112 180H110V178H111V174H110ZM158 170V169H157ZM161 170V169H160ZM190 170V169H189ZM218 170V169H217ZM231 170V169H230ZM234 170H237V169H234ZM26 171V170H25ZM52 171V170H51ZM86 171V170H85ZM96 171V170H95ZM188 171V170H187ZM192 171H190L191 173H192ZM196 171V170H195ZM244 171V170H243ZM246 171V170H245ZM87 172V171H86ZM118 172V171H117ZM116 172V173H117ZM160 172V171H159ZM166 172V171H165ZM168 172V171H167ZM224 172H226V171H224ZM230 172V171H229ZM238 172V171H237ZM142 173V172H141ZM144 173V172H143ZM152 173H154V172H152ZM164 173V172H163ZM190 173V174H191ZM239 173V172H238ZM245 173V172H244ZM243 173V174H244ZM21 174V173H20ZM81 174V173H80ZM101 174V173H100ZM114 174V173H113ZM120 174V173H119ZM146 174V173H145ZM157 174H159L158 172H157ZM156 174V175H157ZM161 174V173H160ZM184 174H186V173H184ZM189 174V175H190ZM196 174H197V177H199L200 178V180H199V182L201 183V180L203 181H205L209 186H210V188H212V189H214L216 192H222V191H225L226 189H227V187H228V182H227V178L229 177L227 174V176H224L225 175V173H224V175L222 176L219 172L217 173L216 171H215V168L214 169H211V167H210V169L208 168V169H203V168H198V170L196 171ZM242 174V175H243ZM23 176H24V174H22ZM36 175V174H35ZM87 175V174H86ZM97 175V174H96ZM117 175V174H116ZM152 175V174H151ZM167 175V174H166ZM165 175V176H166ZM193 175V174H192ZM235 175V174H234ZM237 175V174H236ZM242 175H241V177H242ZM246 175V174H245ZM249 175V173L247 174V176ZM44 174L43 173H38L37 174V176H36V178L34 179V181L35 182H41L42 180H43V178H44ZM76 176H74V177H76ZM79 176V175H78ZM83 176V175H82ZM85 176V175H84ZM139 176V175H138ZM177 176V175H176ZM182 176L183 175H181V178H182ZM185 176V175H184ZM191 176V175H190ZM189 176V177H190ZM231 176V175H230ZM252 176V177H253ZM25 177V176H24ZM52 177H53V175H52ZM80 177V176H79ZM118 177V176H117ZM153 177H155V176H153ZM157 177H158V175H157ZM174 177H175V175H174ZM187 178H188V175L186 176ZM227 177V178H226ZM25 178H27V179H29L28 177H25ZM51 178V177H50ZM65 178H67V177H65ZM70 178V177H69ZM72 178V177H71ZM78 178V177H77ZM81 178V177H80ZM99 178V177H98ZM145 178H146V176H145ZM156 178V177H155ZM176 178V177H175ZM195 178V177H194ZM193 178V179H194ZM229 178H231V177H229ZM233 178H235V177H233ZM238 179H240L239 177H237ZM247 178V177H246ZM24 179V178H23ZM26 179V180H27ZM112 179H113V177H112ZM121 179V178H120ZM173 179V178H172ZM196 179V178H195ZM244 178H242V180H243ZM7 180V179H6ZM8 180V181H9ZM49 180V179H48ZM62 180H64L63 178H62ZM67 180V179H66ZM70 180H72V179H70ZM81 180H83V179H81ZM158 180V179H157ZM178 180V177H177V179L175 180V181H177ZM180 180V179H179ZM30 181V180H29ZM33 181V180H32ZM79 181V180H78ZM120 181V180H119ZM123 180H121L120 182H122ZM159 181V180H158ZM168 181V180H167ZM170 181H172V180H170ZM168 182V183H171V182ZM183 181V180H182ZM233 181V180H232ZM232 181L230 180V182L232 183ZM57 182V181H56ZM59 182V181H58ZM63 182H65V181H63ZM71 182V181H70ZM77 182V181H76ZM82 182V181H81ZM80 182V183H81ZM192 182V181H191ZM9 183V182H8ZM78 183V182H77ZM139 183H141V182H139ZM164 183V182H163ZM198 183V182H197ZM203 183V182H202ZM230 183V184H231ZM234 183V182H233ZM43 184V183H42ZM56 184V183H55ZM65 184V183H64ZM68 184H69V181H68ZM74 185H76L75 183H73ZM174 184V183H173ZM183 184V183H182ZM196 184V183H195ZM194 184V185H195ZM206 184V185H207ZM147 185V184H146ZM171 185V184H170ZM190 185V184H189ZM198 185V184H197ZM36 186H37V184H36ZM54 186V185H53ZM70 186V185H69ZM144 186V185H143ZM196 186V185H195ZM230 186V185H229ZM63 187H65V186H63ZM120 187V186H119ZM191 187V186H190ZM80 188V187H79ZM125 188V187H124ZM124 188H122V189H124ZM138 188H139V186H138ZM140 188H142V187H140ZM197 188H198V186H197ZM204 188V187H203ZM189 189V188H188ZM207 189V188H206ZM2 190V189H1ZM71 190V189H70ZM79 190V189H78ZM142 190V189H141ZM184 190V189H183ZM187 190V189H186ZM56 191L57 192H60L61 191V187H59V186H56ZM69 191V190H68ZM76 191V190H75ZM81 191V190H80ZM140 191V190H139ZM143 191V190H142ZM149 191V190H148ZM200 191V190H199ZM205 191V190H204ZM207 191V190H206ZM205 191V192H206ZM4 192V191H3ZM53 192V191H52ZM72 192V191H71ZM197 192V191H196ZM210 192V191H209ZM261 192V191H260ZM2 193V192H1ZM7 193V192H6ZM61 193V192H60ZM143 193V192H142ZM187 193V192H186ZM225 193H227V192H225ZM251 193V194H250ZM77 194V193H76ZM125 194V193H124ZM140 194V193H139ZM147 194H148V192H147ZM190 194V193H189ZM203 194V193H202ZM232 194V195H233ZM258 194H260V193H258ZM142 195V194H141ZM196 194H194V196H195ZM201 195V194H200ZM221 195H222V193H221ZM228 195V194H227ZM227 195H225L226 197H227ZM231 195V194H230ZM75 196V195H74ZM125 196V195H124ZM126 196H127V194H126ZM202 196H204V195H202ZM222 196H224V195H222ZM236 196V197H237ZM240 196V197H239ZM257 197L259 196V195H256ZM73 197V196H72ZM131 197V196H130ZM205 197V196H204ZM211 197V196H210ZM213 197H214V195H213ZM212 197V198H213ZM215 197H217V196H215ZM226 197H225V199H226ZM252 197V196H251ZM255 197V196H254ZM262 197H264V196H262ZM142 198V197H141ZM218 198V197H217ZM228 198V197H227ZM248 198V197H247ZM256 198V197H255ZM259 198V197H258ZM203 199H205V198H203ZM202 199V200H203ZM219 199V198H218ZM257 199V198H256ZM7 200V199H6ZM187 200V199H186ZM208 200V199H207ZM214 200V199H213ZM220 200V199H219ZM218 200V201H219ZM229 200H230V198H229ZM238 200V199H237ZM236 200V201H237ZM243 200V199H242ZM245 200V199H244ZM183 201V200H182ZM189 201V200H188ZM215 201V200H214ZM263 201V200H262ZM4 202H5V197L3 196V195H0V210H1V207H2V205L4 204ZM70 202V203H71ZM180 202V201H179ZM257 202V201H256ZM8 203V202H7ZM6 203V204H7ZM19 203V202H18ZM214 203V202H213ZM232 203V202H231ZM230 203V204H231ZM234 203H235V201H234ZM250 203V202H249ZM258 203V202H257ZM261 203V202H260ZM6 204H4L5 206H6ZM10 204V203H9ZM27 205H28V203H26ZM52 204V203H51ZM73 204V203H72ZM216 204V203H215ZM233 204V203H232ZM236 204H237V202H236ZM181 205H182V203H181ZM205 205V204H204ZM218 206L216 207L217 208V210H215V211H213V213H211V210H209V209H207V208H205V207H203V208H201L200 206H198L197 205V203H194L193 201L192 202H186V203H183V208H182V213L180 214V217H179V222H180V226H179V229L178 230H176L177 231V233H175L174 234V239H176V242H174L175 243V248H174V250L173 251H171L167 256H165L164 258H163V256H157L158 258H159V260L161 259L162 260V264H189L190 263V261H191V259H190V257L188 256V255H186V254H181V251L183 252V250H186V251H191L190 249H194L195 250V248H197L200 244H201V242H202V236L201 235H199L198 234V231H195V229H196V227L198 226V224H199V217L200 216H207V215H209V218H210V216L211 217H213V219L217 222H219L220 221V223L221 222H224L225 220H227L228 218H229V214H231L230 212H232V210H231V208H229L228 206H227V202H226V200H221V202H220V204H217ZM249 205H251V204H249ZM254 205H256V204H254ZM30 206V205H29ZM76 206V205H75ZM179 206V205H178ZM214 206V205H213ZM16 206H14V208H15ZM33 207V206H32ZM91 207V206H90ZM215 207V206H214ZM234 207V206H233ZM239 207H241L240 205H239ZM243 207V206H242ZM28 208V207H27ZM77 208V207H76ZM75 208V209H76ZM80 208L81 207H79V208H77V209H79L80 210ZM180 208V207H179ZM211 208V207H210ZM244 208V207H243ZM242 208V209H243ZM32 209V208H31ZM83 209V208H82ZM181 209V208H180ZM214 209V208H213ZM251 209V208H250ZM13 210H15V209H13ZM33 210V209H32ZM236 210V209H235ZM239 210H240V208H239ZM256 211H257V209H255ZM47 211H49V210H47ZM69 211V212H70ZM242 211V210H241ZM250 211H252V210H250ZM243 212V211H242ZM241 212V213H242ZM249 212V211H248ZM6 213V212H5ZM76 213V212H75ZM126 213V212H125ZM247 213V212H246ZM257 213V212H256ZM2 214V213H1ZM177 214H179L178 212H177ZM248 214H250V212L248 213ZM262 214H263V212H262ZM261 214V215H262ZM236 215V214H235ZM253 215V214H252ZM258 215H259V212H258ZM1 216H4V215H1ZM35 216V215H34ZM77 216V215H76ZM75 216V217H76ZM205 216V217H206ZM245 216V215H244ZM251 216V215H250ZM255 216V215H254ZM72 216H70V218H71ZM235 217V216H234ZM242 217V216H241ZM0 218H3V217H0ZM174 218H175V216H174ZM177 218H178V216H177ZM177 218L175 219V220H177ZM204 218V217H203ZM249 218V217H248ZM252 218V217H251ZM255 218H256V216H255ZM254 218V219H255ZM32 219V218H31ZM73 219V218H72ZM79 219V218H78ZM206 219V218H205ZM231 219V218H230ZM2 220V219H1ZM76 220V219H75ZM175 220H173V221H175ZM199 220V221H198ZM31 221V220H30ZM79 221V220H78ZM119 221V220H118ZM132 221V220H131ZM172 221V222H173ZM210 221V220H209ZM231 221V220H230ZM233 221V220H232ZM253 221V220H252ZM257 221V220H256ZM263 221V220H262ZM46 222V221H45ZM76 222H77V220H76ZM75 222V223H76ZM79 222H81V221H79ZM136 222V221H135ZM146 222H148V220L147 221H145V223ZM213 222V221H212ZM226 222V221H225ZM239 222V221H238ZM75 223L73 222V225H75ZM82 223H81V225H82ZM141 223V222H140ZM201 223V222H200ZM211 223V222H210ZM227 223V222H226ZM231 223V222H230ZM1 224V223H0ZM25 224V223H24ZM31 224H32V221H31ZM134 224V223H133ZM209 224V223H208ZM223 224V223H222ZM260 224H262V223H260ZM264 224V223H263ZM77 225H79L78 224V222H77ZM117 225H118V223H117ZM152 225V224H151ZM154 225V224H153ZM206 225V224H205ZM210 225V224H209ZM218 225V224H217ZM226 225H228V224H226ZM238 225H240V224H238ZM133 226V225H132ZM145 226V225H144ZM143 226V227H144ZM204 226V225H203ZM216 226V225H215ZM221 226V225H220ZM232 225H230L229 226V228H226L225 230H224V232H225V235L224 236H226V238H227V240H228V244H229V250L227 251V252H229V253H227V254H229V256L230 255H234L236 252H237V248H238V246H239V243H240V241H241V238H240V233H238V232H240V227H233V228H230ZM244 226V225H243ZM4 227V226H3ZM2 227V228H3ZM26 227H28V226H26ZM73 227V226H72ZM117 227V226H116ZM130 227V226H129ZM171 227H172V224H171ZM205 227V226H204ZM242 227V226H241ZM247 226H245V228H246ZM255 227V226H254ZM261 227V226H260ZM5 228V227H4ZM83 228V227H82ZM127 228V227H126ZM148 228H150L149 226H148ZM152 228V227H151ZM156 228V227H155ZM221 228V227H220ZM259 228V227H258ZM262 228V227H261ZM31 229V228H30ZM71 229V228H70ZM76 229H78V227H76ZM170 229V228H169ZM201 229V228H200ZM213 229V228H212ZM218 229H219V227H218ZM255 229V228H254ZM138 229H136V231H137ZM156 230V229H155ZM172 230V229H171ZM197 230H198V228H197ZM203 230V229H202ZM209 230H210V227H209ZM216 230V229H215ZM220 230V229H219ZM243 230V229H242ZM252 230V229H251ZM256 230V229H255ZM258 230V229H257ZM263 230V229H262ZM25 231H26V229H25ZM69 231V230H68ZM244 231V230H243ZM250 231V230H249ZM259 231H260V229H259ZM10 232L11 231H8V230H4V229H0V248H4V249H6L7 247H8V245H9V242H7V241H9V237L11 236V234H12V232H11V234H10ZM93 232V233H94ZM128 232V231H127ZM132 232V231H131ZM140 232V231H139ZM170 232H172V231H170ZM169 232V233H170ZM222 232V231H221ZM254 232V231H253ZM91 233V232H90ZM103 233V232H102ZM136 233V232H135ZM214 233V232H213ZM217 233V232H216ZM254 233H257V232H254ZM60 234V235H61ZM70 234V233H69ZM92 234V233H91ZM101 234V233H100ZM136 234H138V233H136ZM242 234V233H241ZM258 234V233H257ZM130 235V234H129ZM208 235H209V233H208ZM210 235H211V233H210ZM213 235V234H212ZM219 235H220V233H219ZM223 235V234H222ZM28 236V235H27ZM66 236H67V234H66ZM97 236V235H96ZM134 236H136V235H134ZM139 236V235H138ZM138 236H136L137 238H138ZM207 236V235H206ZM205 236V237H206ZM216 236V235H215ZM218 236V235H217ZM250 236V235H249ZM251 236H253V234H251ZM63 237V236H62ZM172 237V236H171ZM204 237V236H203ZM208 237V236H207ZM211 237H213V236H211ZM221 237V236H220ZM261 237V236H260ZM131 238V237H130ZM135 238V237H134ZM209 238V237H208ZM207 238V239H208ZM225 238V239H226ZM255 238V237H254ZM16 239H18L17 241H15V242H19V244H22L23 245V239H19L18 237H16ZM27 239V238H26ZM169 239H170V237H169ZM204 239V238H203ZM222 239V238H221ZM246 239H247V234H246ZM264 239V238H263ZM64 240V239H63ZM137 240V239H136ZM224 240V239H223ZM135 241V240H134ZM170 241V240H169ZM219 241V240H218ZM222 241V240H221ZM220 241V242H221ZM245 241H247V240H245ZM248 241H249V238H248ZM254 241V240H253ZM259 241H261V240H259ZM258 241V242H259ZM70 242H72L73 244H75L76 246H78V247H80V248H84L85 247V245H86V242H87V240L81 235V234H79V233H76V234H73L72 235V237H71V239H70ZM132 243V242H131ZM139 243H141V242H139ZM209 243V242H208ZM213 243V242H212ZM224 243V242H223ZM227 243V242H226ZM243 243V242H242ZM252 243V242H251ZM17 244V243H16ZM69 244V243H68ZM138 244V243H137ZM257 244V243H256ZM261 244V243H260ZM21 245V246H22ZM172 245V244H171ZM202 245V244H201ZM209 245V244H208ZM242 245V244H241ZM244 245H245V243H244ZM244 245L242 246V247H244ZM250 245V244H249ZM20 246V247H21ZM24 246L26 247V250H25V252H23V253H29L30 254V256H32L31 254H33V252H34V250L36 249V243L34 242V241H30V242H26L25 244H24ZM87 246H89V245H87ZM86 246V247H87ZM135 246V245H134ZM205 246H207V245H205ZM222 246V245H221ZM261 246V245H260ZM260 246H258V247H260ZM12 247V246H11ZM17 247V246H16ZM24 247V248H25ZM136 247V246H135ZM204 247V246H203ZM202 247V248H203ZM239 247H241V246H239ZM19 248V247H18ZM91 248V247H90ZM142 248V247H141ZM140 248V249H141ZM200 248V247H199ZM205 248V247H204ZM217 248V247H216ZM222 248V247H221ZM220 248V249H221ZM14 249V248H13ZM209 249V248H208ZM215 248H213V250H214ZM225 250H226V248H224ZM239 249V248H238ZM244 249V248H243ZM242 248L240 249V250H243ZM248 249H249V247H248ZM254 249V248H253ZM256 249V248H255ZM261 249V248H260ZM15 250V249H14ZM22 250V249H21ZM21 250H19V251H21ZM44 250V249H43ZM180 250V251H179ZM199 250H201V251H203L202 249H199ZM207 250V249H206ZM210 250V249H209ZM247 250V249H246ZM23 251V250H22ZM36 251V250H35ZM45 251V250H44ZM85 251H86V249H85ZM135 251V250H134ZM136 251H137V249H136ZM139 251H141V250H139ZM219 251V250H218ZM222 251V250H221ZM224 251V250H223ZM5 252H6V250H5ZM4 252V253H5ZM204 252H205V250H204ZM214 252V251H213ZM226 252V251H225ZM241 252V251H240ZM256 252H257V250H256ZM255 252V253H256ZM264 252V251H263ZM18 253V252H17ZM55 253V252H54ZM137 253V252H136ZM187 253V252H186ZM202 253V252H201ZM212 253V252H211ZM218 253V252H217ZM254 253V252H253ZM13 254V253H12ZM21 254V253H20ZM160 254V253H159ZM210 254V253H209ZM214 254H216L215 252H214ZM214 254L212 255V256H214ZM241 254V253H240ZM257 254V253H256ZM158 255V254H157ZM197 255H198V253H197ZM208 255V254H207ZM238 255V254H237ZM253 255V254H252ZM204 256V255H203ZM202 256V257H203ZM210 256V255H209ZM217 256V258H218V255H216ZM215 256V257H216ZM220 256V255H219ZM222 256V255H221ZM235 256V255H234ZM239 256V255H238ZM241 256V255H240ZM243 256V255H242ZM248 256H250V255H248ZM214 257V258H215ZM224 257V256H223ZM233 257V256H232ZM237 257V256H236ZM235 257V258H236ZM244 257V256H243ZM260 257V256H259ZM18 258V257H17ZM51 258V257H50ZM194 258V257H193ZM207 258H208V256H207ZM229 258V257H228ZM227 258V259H228ZM231 258V257H230ZM235 258H233V260L235 259ZM241 257H239V259H240ZM28 259H29V256H28ZM157 259V258H156ZM200 259H202V258H200ZM209 260L211 259V257L210 258H208ZM213 259V258H212ZM219 259V258H218ZM238 259V258H237ZM242 259V258H241ZM250 259H251V257H250ZM15 260V259H14ZM29 260H31V259H29ZM36 260V259H35ZM50 260V259H49ZM55 260V259H54ZM62 260V259H61ZM158 260V261H159ZM224 260V259H223ZM247 260V259H246ZM245 260V261H246ZM255 260V259H254ZM253 260V261H254ZM257 260V259H256ZM12 261V260H11ZM51 261V260H50ZM196 261V260H195ZM203 261H204V259H203ZM211 261V260H210ZM209 261V262H210ZM214 261V260H213ZM235 261V260H234ZM17 262V261H16ZM15 262V263H16ZM198 262V261H197ZM208 262V261H207ZM216 262H218V261H216ZM215 262V263H216ZM220 262V261H219ZM223 262V261H222ZM225 262V261H224ZM228 262V261H227ZM250 262H251V260H250ZM249 262V263H250ZM255 262V261H254ZM260 262V261H259ZM263 262V261H262ZM102 263V262H101ZM199 263V262H198ZM201 263V262H200ZM199 263V264H200ZM203 263V262H202ZM235 263V262H234ZM239 263V262H238ZM8 264V263H7ZM14 264V263H13ZM16 264H18V263H16ZM34 264H36V263H34ZM209 264V263H208ZM260 264V263H259Z\"/></svg>",
	"mask_w": 264,
	"mask_h": 264
}]
</instances>
